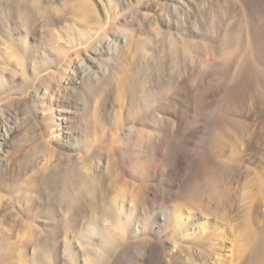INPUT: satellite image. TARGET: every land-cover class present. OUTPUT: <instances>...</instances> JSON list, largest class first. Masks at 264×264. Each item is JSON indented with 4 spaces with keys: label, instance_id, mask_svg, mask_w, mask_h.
Instances as JSON below:
<instances>
[{
    "label": "rangeland",
    "instance_id": "obj_1",
    "mask_svg": "<svg viewBox=\"0 0 264 264\" xmlns=\"http://www.w3.org/2000/svg\"><path fill=\"white\" fill-rule=\"evenodd\" d=\"M263 28L264 0H0V264H147L171 227L159 264H247L264 86L237 97L226 55ZM225 108L246 122L227 139L232 200L188 207L175 195L207 166Z\"/></svg>",
    "mask_w": 264,
    "mask_h": 264
},
{
    "label": "bare ground",
    "instance_id": "obj_2",
    "mask_svg": "<svg viewBox=\"0 0 264 264\" xmlns=\"http://www.w3.org/2000/svg\"><path fill=\"white\" fill-rule=\"evenodd\" d=\"M238 50L239 53L237 54ZM226 52L225 54H227ZM226 56L228 58L231 57L236 58V62L232 73L233 85H232V89L230 90H233L238 95V96L236 95L237 97L240 98L244 97L247 94L248 90L250 89V86L252 85L255 86V84H260L262 87L264 86V28L260 29L256 35L254 34L252 40L251 39H247L245 41L243 40V43L240 44V47L239 49L237 48V51L228 53V55ZM233 102L230 104H233ZM230 107H232V105H230ZM234 115L235 114H233L229 108L221 109L219 116L217 118L215 129H213L212 132L213 135L211 134L212 137H211V143L209 145L210 147L208 148L206 146L208 149L203 154L204 155V160L202 159L203 162L207 161L206 163L207 166L206 167L204 166L205 167L204 170L202 168L203 172L199 173V175L194 180H191L188 184L184 185L182 190L177 195H175L173 187L169 185L170 187L166 188L167 194L161 196V198L157 200L159 205L157 207L154 206L155 209L154 208L153 209L155 210L154 211L155 218L160 219V221L162 220L161 224L167 225V223H169L167 212L171 211L172 213H174L175 211L174 209H177V205L170 203L173 195H175L176 198L180 199L182 203L188 207L194 209L208 210V211H210L209 205L205 203L203 200H201L205 192H209L211 193V195L214 196H220L222 202L225 204L229 203L232 200L234 190L230 185V183L227 182V175L232 173L233 171L240 170L242 167V162L240 159L236 158L235 155L228 153L229 147H227V142H228L227 139L228 138L230 139V136L233 135L232 134L233 132L230 128L231 126L235 125V126L243 127L245 126L246 123L241 121L240 120L241 118L238 119ZM67 118H68L67 115H62L59 116L58 118L60 121H55V122L58 125V127L61 125L62 122L66 123V126H64L65 127L64 132L72 133L70 128L67 126ZM251 171L255 173L256 191L255 192H252L251 190L245 191V195H246L245 197H248L249 199L251 198L252 201L250 204L246 205L247 206L246 209H240L241 211H243L244 214L243 233L245 234V236L247 235L249 237V244H250V251L248 250L249 252L246 263L264 264V209H259L262 203H260L258 196V194L262 192L264 195V167L259 171L252 170L251 168L247 169L248 173ZM255 199H256V203H254ZM263 205H264V201H263ZM159 206L162 207L159 208ZM174 214L176 215V213ZM259 216L263 217L262 219L263 225L260 228H256L253 225V221H255ZM173 229L174 228L171 227V230L168 233H166V231L160 232L159 235H157L156 237H154V239L148 242L147 250L144 253V259L147 264H159L160 258L164 255L167 245H169L171 241L176 242L174 238L176 237L177 234L176 232L173 231ZM206 229L207 228H205V230ZM103 241L109 244L111 243V237L108 234H104Z\"/></svg>",
    "mask_w": 264,
    "mask_h": 264
}]
</instances>
